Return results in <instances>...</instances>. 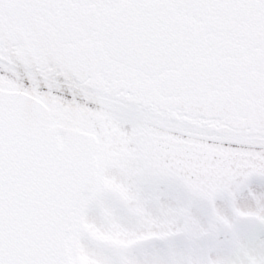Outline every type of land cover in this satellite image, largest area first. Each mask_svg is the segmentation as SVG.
Listing matches in <instances>:
<instances>
[{
  "label": "snow or ice",
  "instance_id": "1",
  "mask_svg": "<svg viewBox=\"0 0 264 264\" xmlns=\"http://www.w3.org/2000/svg\"><path fill=\"white\" fill-rule=\"evenodd\" d=\"M0 264H264V0H0Z\"/></svg>",
  "mask_w": 264,
  "mask_h": 264
}]
</instances>
